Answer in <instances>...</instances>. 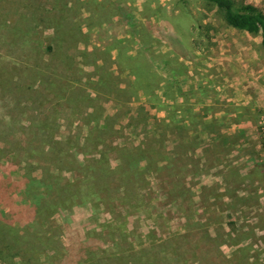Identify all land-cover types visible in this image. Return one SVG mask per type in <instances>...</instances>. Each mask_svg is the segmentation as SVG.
Instances as JSON below:
<instances>
[{
    "label": "rangeland",
    "instance_id": "rangeland-1",
    "mask_svg": "<svg viewBox=\"0 0 264 264\" xmlns=\"http://www.w3.org/2000/svg\"><path fill=\"white\" fill-rule=\"evenodd\" d=\"M262 117L213 4L0 0V264H264Z\"/></svg>",
    "mask_w": 264,
    "mask_h": 264
},
{
    "label": "trees",
    "instance_id": "trees-1",
    "mask_svg": "<svg viewBox=\"0 0 264 264\" xmlns=\"http://www.w3.org/2000/svg\"><path fill=\"white\" fill-rule=\"evenodd\" d=\"M203 1L213 4L215 9L217 10V13L221 15L223 21L226 23L227 26L242 32H246L254 36H260L261 45L262 47H264V12L261 9H259L253 4H243L241 6H237L233 0H203ZM140 152H142L140 149L124 150L123 154L131 156L133 154L134 155L140 154ZM102 166H103L104 174L108 175L109 170L106 167L105 161H102ZM134 171L136 175H139L140 166L137 167L136 165ZM28 181L30 182V180ZM55 181H60V180L55 179ZM29 182L23 183V185L24 187H28L29 192H27V198L28 200L30 199L32 201L33 200L32 198H37L36 196L38 190L35 187H31L32 185L29 184ZM59 184L62 185L61 182ZM63 191L66 192L67 189L60 188V194ZM32 207L33 209L36 208L37 210L36 204H34ZM42 210L43 209L38 208L39 211L38 214H40ZM149 264H155V263L149 262Z\"/></svg>",
    "mask_w": 264,
    "mask_h": 264
},
{
    "label": "built area",
    "instance_id": "built-area-1",
    "mask_svg": "<svg viewBox=\"0 0 264 264\" xmlns=\"http://www.w3.org/2000/svg\"><path fill=\"white\" fill-rule=\"evenodd\" d=\"M259 125L261 126V129L264 131V117L261 118Z\"/></svg>",
    "mask_w": 264,
    "mask_h": 264
},
{
    "label": "crops",
    "instance_id": "crops-1",
    "mask_svg": "<svg viewBox=\"0 0 264 264\" xmlns=\"http://www.w3.org/2000/svg\"><path fill=\"white\" fill-rule=\"evenodd\" d=\"M239 58V57H238Z\"/></svg>",
    "mask_w": 264,
    "mask_h": 264
}]
</instances>
